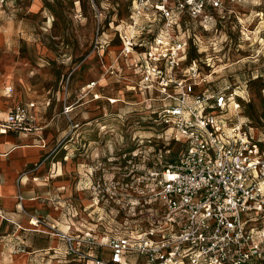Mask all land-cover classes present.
Instances as JSON below:
<instances>
[{"label": "built area", "instance_id": "built-area-1", "mask_svg": "<svg viewBox=\"0 0 264 264\" xmlns=\"http://www.w3.org/2000/svg\"><path fill=\"white\" fill-rule=\"evenodd\" d=\"M234 1L131 0L128 16L119 18V49L106 70L129 79L128 88L145 95L149 107L157 104L159 122L180 146L173 159L149 172L157 210L143 228H116L106 237L83 236L80 241L59 232L69 244L68 254L78 243L102 250L79 251L85 264H264L263 140L240 115L235 87H202L206 76L189 59L190 33L185 28L187 20L211 27ZM93 5V51L100 54L102 48L103 57L108 16L104 18L102 9L110 6ZM121 60L126 70L119 67ZM96 85L91 81L85 94ZM11 92V87L6 89V94ZM36 108L34 101L11 108L0 120V131H34ZM18 199L24 211L23 196L18 194ZM31 224L55 229L37 217Z\"/></svg>", "mask_w": 264, "mask_h": 264}, {"label": "rangeland", "instance_id": "rangeland-1", "mask_svg": "<svg viewBox=\"0 0 264 264\" xmlns=\"http://www.w3.org/2000/svg\"><path fill=\"white\" fill-rule=\"evenodd\" d=\"M94 2L100 8L117 5L114 16L119 19L128 16L131 0H0V87L4 99L10 87L8 98L26 87L51 88L64 95L67 84L73 96L80 97L82 85L98 81L95 90L103 98L83 106L79 102L74 114L77 125L60 139L54 155L55 161L62 162L55 180H69L74 188L77 241L85 236L79 230H91L90 238H98V233L106 237L116 228H143L145 219L157 210L150 194L154 184L149 172L173 159L180 146L159 122L154 112L157 104L152 109L145 95L128 88L129 79L107 72L120 43L119 38H113V24H104L108 41L105 57L102 48L100 54L93 51L97 28ZM227 6L228 12L217 15L211 27L187 20L189 59L196 61L206 76L202 87L220 89L230 84L236 88L240 115L256 128L253 131L262 138L264 149V0H235ZM102 10L104 18L115 12L112 8ZM109 97L119 101L111 103ZM60 120L58 127H69L68 120ZM75 248L68 255L75 260H79V251H91L78 243ZM67 249L70 252L69 246Z\"/></svg>", "mask_w": 264, "mask_h": 264}, {"label": "crops", "instance_id": "crops-1", "mask_svg": "<svg viewBox=\"0 0 264 264\" xmlns=\"http://www.w3.org/2000/svg\"><path fill=\"white\" fill-rule=\"evenodd\" d=\"M116 6H110L115 12L112 17L107 18L108 23L106 22L111 26V20L114 25L112 35H116L115 25L119 21L114 16L117 13ZM109 32L111 30L108 29ZM113 38L109 40L112 41ZM110 47L107 50L111 53ZM115 57L108 64H112ZM102 63L104 68L105 61ZM121 66L126 70L123 60L119 67ZM91 81L93 80L81 86L80 97L73 96L69 84L65 87L64 95L60 91L54 93L51 88L26 87L18 89L11 98H8L11 94H5L7 99H4V90L0 87V120L7 116L11 108L19 104L29 101L37 103L34 110V131H0V264H55V261L59 264H69L73 261L85 264L80 258H69V244L59 235V232H64L76 237L78 228L75 227L74 217L78 212L73 204L74 188L69 180H55V176L60 175L62 162L55 161L54 155L60 139L77 125L74 114L79 102L80 106H83L90 100L98 102L103 98L99 90H95L98 85L89 89L91 98H88L89 93L85 94ZM113 99L115 102L119 101L114 97L108 98L111 103H114ZM66 107L70 108L68 112L65 111ZM61 118L68 120L69 127H58ZM102 127L103 125L102 130L105 129ZM68 159L69 157H66L65 161ZM55 170L58 171L56 175L53 174ZM18 194L23 196L24 211L18 206ZM80 194L82 197V191ZM34 217L54 225L55 229L45 224L33 226L31 219ZM87 231L88 229L79 230L85 236L93 235L91 230ZM102 237L104 236L98 233V238ZM19 248L24 251H18ZM91 251L100 253L102 250L96 248Z\"/></svg>", "mask_w": 264, "mask_h": 264}]
</instances>
